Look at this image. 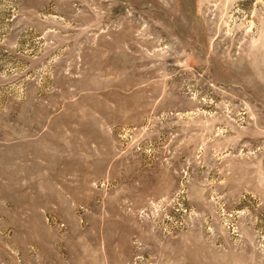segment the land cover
Here are the masks:
<instances>
[{"label": "rangeland", "instance_id": "1", "mask_svg": "<svg viewBox=\"0 0 264 264\" xmlns=\"http://www.w3.org/2000/svg\"><path fill=\"white\" fill-rule=\"evenodd\" d=\"M0 264H264V0H0Z\"/></svg>", "mask_w": 264, "mask_h": 264}]
</instances>
